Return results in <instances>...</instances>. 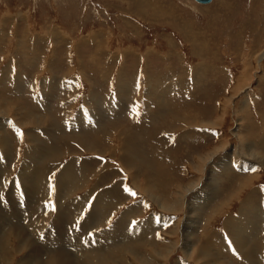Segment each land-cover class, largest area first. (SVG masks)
Segmentation results:
<instances>
[{
  "label": "rangeland",
  "instance_id": "374dc122",
  "mask_svg": "<svg viewBox=\"0 0 264 264\" xmlns=\"http://www.w3.org/2000/svg\"><path fill=\"white\" fill-rule=\"evenodd\" d=\"M141 1L0 0V208L10 207L12 195L19 202L26 198L22 218L5 223V230L37 224L23 237L22 252L12 235L0 264H22L33 243L41 247L48 236L49 251L83 253L77 239L68 244L53 230L79 238L100 197L109 203L116 197L113 209L102 211L105 218L98 223L104 225L86 237L108 232L117 222L131 231L153 227L144 240L156 237L135 247L133 257L107 264H264V164L256 163L264 156V0H213L208 6ZM26 113L39 116L38 123L21 121ZM40 113L49 117L43 124ZM80 116L101 128L102 146L92 147L94 153L65 151L94 135L89 127L74 131ZM49 134L65 154L56 163L43 157L39 168L27 164L39 139ZM124 144L142 149V162L154 165L153 173L146 174L145 166L129 169ZM84 165L91 178L82 181ZM250 165L254 169H244ZM25 166L39 169L50 183L48 192H27ZM68 166L80 176L81 188L60 194L57 181ZM216 182L219 189L211 196ZM146 183L168 193L171 211L162 210ZM46 193L38 213L32 200ZM67 209L71 224H58L57 214ZM51 253L42 255L44 262Z\"/></svg>",
  "mask_w": 264,
  "mask_h": 264
},
{
  "label": "bare ground",
  "instance_id": "6f19581e",
  "mask_svg": "<svg viewBox=\"0 0 264 264\" xmlns=\"http://www.w3.org/2000/svg\"><path fill=\"white\" fill-rule=\"evenodd\" d=\"M141 1V0H140ZM196 1V0H195ZM213 1V0H212ZM142 2V1H141ZM196 3H199L203 6H208L210 3L208 4H203V3H200L198 1H196ZM212 3V2H211ZM140 5V4H139ZM138 5V6H139ZM143 6V5H142ZM156 8V7H155ZM140 9V7H139ZM53 32V31H52ZM187 38V37H186ZM191 40V39H190ZM193 40V39H192ZM191 40V41H192ZM73 73V72H72ZM71 73V74H72ZM66 77V76H65ZM177 78V77H176ZM18 82V81H17ZM61 86V85H60ZM25 88V87H24ZM27 88V87H26ZM51 88V87H50ZM59 89V88H58ZM21 90V89H20ZM58 91V90H57ZM123 91V90H122ZM125 93V92H124ZM58 94V93H57ZM168 94V93H167ZM7 95V93H6ZM9 96V95H8ZM8 96L6 97V99L8 98ZM20 97V96H19ZM118 97V96H117ZM44 98V97H43ZM47 98V97H46ZM51 98V97H50ZM119 98V97H118ZM2 99V97H1ZM6 99H2L3 101H6ZM16 99V98H15ZM9 100V99H8ZM44 100V99H43ZM90 100H93L90 98ZM105 100V99H104ZM47 101V100H46ZM101 101V100H100ZM19 102V101H17ZM44 102V101H43ZM48 102V101H47ZM46 102V103H47ZM66 103V102H65ZM113 103V102H112ZM14 105V104H12ZM105 105V104H104ZM15 106V105H14ZM13 106V107H14ZM50 106V105H49ZM12 107V106H11ZM18 107V106H17ZM31 107V106H30ZM105 107V106H104ZM1 108V107H0ZM26 108V107H25ZM32 108V107H31ZM108 108V107H107ZM22 109V108H21ZM36 110V108H35ZM110 110V109H109ZM28 111V109H27ZM34 111V110H32ZM38 111H39V108H38ZM45 111V110H44ZM58 111V110H57ZM105 111V110H104ZM225 111V110H224ZM97 112V111H95ZM44 113V112H43ZM99 113V112H98ZM4 114V113H3ZM41 114V113H40ZM39 114V115H40ZM67 114V113H66ZM15 115V114H14ZM13 115V116H14ZM45 115V114H44ZM81 115V114H80ZM115 115V114H114ZM224 115V114H223ZM222 115V116H223ZM21 116V115H20ZM42 118L40 117V121L45 123V121H47V117L48 116H43L41 114ZM82 116V115H81ZM80 116V117H81ZM38 117L37 115L35 114H32V113H26L25 116H23V118L21 119V121H25V122H34L35 123H38ZM79 117V118H80ZM14 118V117H13ZM19 118V117H17ZM49 118V117H48ZM82 118V117H81ZM80 118V119H81ZM223 118V117H222ZM8 120V119H6ZM56 120V119H55ZM59 120V119H58ZM98 120V119H97ZM20 121V122H21ZM54 121V120H52ZM66 121V120H65ZM76 124L77 125H80V126H77V130H74V131H80L82 130L83 128L85 127H89L87 130H90L89 132L93 133L94 132V135H92V137H88L85 145L83 144H78L77 143H73L70 145L69 149L68 150H65L63 149L60 145H58L59 141H54L53 140V135L51 136L50 134V137H52V140L51 138L47 137L46 139H39V147L36 148V149H33V155L34 157L36 158V160L34 159L33 155V159L29 156V159H26V163L29 164V163H33L36 168H39V165L40 163L42 162V158L44 157L46 160H49V161H52L54 163H56V161L60 160L59 157L63 154H65V151L67 153H71L75 152L77 153V149L78 150H81V151H85V152H88L90 151L89 153H94V148H100L101 146L99 144L100 141H101V133H100V126H98L97 129H95V124H93L92 122H90L89 120L86 122L85 120L83 121V118H82V121L78 119L75 120ZM4 122V121H3ZM24 122V123H25ZM8 123V122H7ZM103 123V121H102ZM4 124V123H3ZM2 124V129L5 128ZM10 124V123H9ZM18 124V123H17ZM40 124V122H39ZM99 124V123H98ZM112 124V123H111ZM56 125V124H55ZM53 125V127L55 126ZM17 127V125H16ZM56 127V126H55ZM157 127V126H155ZM159 127V126H158ZM65 129V127H64ZM148 129V127H147ZM158 129V128H157ZM86 130V131H87ZM147 131V130H145ZM52 132V131H51ZM73 133V132H71ZM84 133V132H83ZM86 133V132H85ZM102 133H106L105 132V129H103V132ZM54 134V133H53ZM75 136H79L76 132H74ZM64 136V135H63ZM86 136V135H85ZM57 137V136H56ZM63 138V141L64 142L67 138ZM77 139V138H76ZM117 140V139H116ZM79 141V140H78ZM77 142V141H76ZM143 142V141H142ZM8 141L6 139V136H3V139L1 140V148L4 149L3 152H5V154L7 155L8 153ZM33 143V142H32ZM84 143V141H83ZM18 145V144H17ZM62 145V144H61ZM112 145V144H111ZM133 145V144H131ZM18 147V146H17ZM30 147V145H29ZM32 147V146H31ZM34 147H37L36 144L34 145ZM80 147V148H79ZM19 148V147H18ZM75 149V150H74ZM85 149V150H84ZM18 150V149H17ZM65 150V151H63ZM70 150V151H69ZM11 151V150H10ZM144 151V150H143ZM251 147H247L246 148V153L250 156H252L253 158H256L257 157V153H253L251 152ZM30 152V151H29ZM84 152V153H85ZM78 153H83V152H78ZM32 154V153H30ZM29 154V155H30ZM5 155V156H6ZM128 159L129 161V166L128 168L129 169H133L134 167H138L139 169H141L142 166H145L143 169L146 168V170H144V172L146 174H149V173H153L152 169H154V165H153V168L151 167V165H147L144 164L142 161H144V159L147 157L143 152H142V149L140 148H137V145L131 147V148H127V146L124 144V152H123V155ZM3 156V155H2ZM7 157V156H6ZM216 157V156H215ZM260 157H261V153H260ZM26 158V157H25ZM125 159V158H124ZM146 161V160H145ZM253 161V160H252ZM264 164V156L261 157L256 163L257 164ZM3 163V162H1ZM5 163V162H4ZM82 163V162H81ZM254 163V162H253ZM255 163V164H256ZM8 164V163H6ZM5 165V164H4ZM75 165L77 166V164H73V166L75 167ZM140 165V166H138ZM8 167V165H5ZM50 166V165H49ZM70 166V165H69ZM69 166L65 169L62 170V172L60 173V176H59V180L57 181L59 186L60 187H57L56 188V191L60 192V194L64 193L65 191H69V193H74L76 192L77 189H80L81 185H79L81 183V180L83 181V179L87 178L89 176V178H91V175H90V171L88 170V173L86 174V171H87V168L86 166L84 165L82 167V171H81V174L80 176L82 175L81 177V180L80 179V176L77 175V173L74 171V167H70ZM6 167V168H7ZM32 167V166H31ZM5 168V169H6ZM29 167L28 166H25L23 171L21 172V176L23 178V184L25 183V189H28V193L30 194H35L39 191H42V189L40 188H43V191H47L48 192V189L47 186H49V181H47V184H46V179L44 176H42L41 172L39 173V169H37V171H34V170H31L30 168L28 169ZM46 168V167H45ZM147 168L149 169V172L147 170ZM264 168V167H263ZM35 169V167H34ZM80 169V168H79ZM244 169L250 171L252 169H254V167L252 165L250 166H244ZM2 170V167L0 168V171ZM86 170L84 173L83 171ZM197 171V170H196ZM90 172V173H89ZM142 172V170H141ZM93 173V172H92ZM49 174V173H48ZM79 174V173H78ZM94 175V174H92ZM102 175V174H101ZM96 177V175H95ZM6 178V177H5ZM19 178V177H18ZM104 178V177H103ZM20 179V178H19ZM6 181V180H5ZM85 181V180H84ZM135 181V180H134ZM133 181V182H134ZM22 182V181H20ZM148 182V181H147ZM56 185V184H54ZM147 185V188L149 189V193L151 194V196L153 198H155L157 200V203L160 205V207L162 208V210H165V211H171V207L166 205V197H168V193L166 191H164L163 188H160L158 186H154V187H149L148 184L146 183ZM120 186V185H119ZM80 187V188H79ZM121 187V186H120ZM135 187L137 189H140L139 188V185L135 183ZM187 187V186H186ZM191 187V186H190ZM214 189H211L208 191V194H210L211 196H214V192L218 191L217 190V182L214 184ZM18 187H16L17 189ZM86 188V187H85ZM185 188V187H184ZM40 189V190H39ZM179 189H182V188H179ZM219 189V188H218ZM182 191V190H181ZM180 191V192H181ZM185 191V190H184ZM186 192V191H185ZM184 192V193H185ZM89 193L91 194V192L89 191ZM68 194V193H66ZM182 194V193H181ZM88 195V194H87ZM184 195V194H183ZM207 195V194H206ZM92 196V195H90ZM178 196V195H177ZM47 197V193L46 194H43L39 197V200L37 201H33L32 200V207L35 206V204H37V208H38V213H42V210L44 209L43 208V202H44V199H42ZM66 197V196H65ZM148 197V195H147ZM89 198V197H88ZM115 198L116 197H113V200H112V203H109L108 201H106L105 199L103 198H98L95 203L93 204V210L90 212V214L88 215L87 214V218L86 220L84 221V224L82 226V230L79 231V238L73 236L72 235H69L67 236L66 235V232L64 230H59V228H55L54 231V235H61L62 238H64L65 240H67V243L68 244H71V240L72 238H75L77 239V241L79 242V244H81V250L83 251V253L81 252H77L75 253V257H72L70 256L67 252H65L64 250H59L58 252L57 251H49V247H51L50 244H52V240L50 239V236H48L47 240L48 242L45 243V244H42V246L40 247L39 245H37L36 243H33V245L30 247V249L27 251V257L26 256V260H24L22 262V264H80L81 262L83 264H101L103 262V264H107V263H110L111 261H113L115 258H120L122 259L123 258V255L125 254H130L132 256L131 253H134L136 251H134L135 247L139 248V247H146L147 244H149L150 242L149 241H152V242H155L154 238H156L155 236H153L152 238L148 239V241L146 242L144 240V238L149 234V233H152V228H142V227H137L135 229H133L132 231L128 229V227L126 225L128 224H121L120 222H117L114 227L110 230V231H106L105 233H101V232H96L95 234H93L90 238L86 237V235H88L90 233V231H92L94 228L97 229V227H99L100 225H104V223H98L99 220H101L102 218H105V215L104 213L102 212L104 209L110 207V211L113 209V202H115ZM210 198V197H209ZM86 199V198H85ZM177 199V198H175ZM170 200V199H169ZM208 199H206L207 201ZM26 201V198L24 200H22L21 202H19V199L16 197V196H11L10 198V207L6 208V209H3V208H0V253H2L6 248L9 247V243L11 242H14L13 241V234L16 235V238L18 241V244H19V248H16L18 250V252H22L23 250L26 249V246L25 245L27 242L26 241H23V237H25L26 235H28V229H33V226L37 225L36 223H33V224H29L28 226H23V227H14L12 229H10L9 232H7L5 230V226L6 224H8L7 226H9V224L11 223L12 220H19L22 218V212L20 210V208L22 207V205L24 204V202ZM177 202H179L178 200H176ZM175 201V202H176ZM81 202V201H80ZM88 202V200H87ZM156 202V201H155ZM174 202V201H173ZM174 202V203H175ZM176 202V203H177ZM83 203V202H81ZM206 203V202H205ZM224 203V202H223ZM77 204V203H76ZM108 204V205H107ZM82 206L80 203L78 204V207ZM173 205V204H172ZM197 205V204H196ZM227 205V204H226ZM85 206V205H84ZM202 207V206H201ZM71 208V207H70ZM74 208V207H73ZM137 207L135 208H131L133 209L134 211H129V213L131 214H136L137 213ZM208 208V207H207ZM81 209H83V207H81ZM194 209V208H193ZM75 210V209H74ZM177 210V209H176ZM202 210V209H200ZM191 211V210H190ZM198 211V210H197ZM128 212V211H127ZM200 212V211H199ZM126 213V212H125ZM128 213V214H129ZM126 216H127V213H126ZM71 218H73V213L71 212L70 209H67V210H64V211H59V213L57 214V218H56V221L58 224L60 225H63L64 223L65 224H68L70 225V220ZM107 218V217H106ZM250 218V216H249ZM263 218V217H262ZM58 219L60 222H58ZM132 219V217H126L125 218V221L126 223L130 222V220ZM134 219V218H133ZM123 221V220H122ZM133 221V220H132ZM250 221H251V218H250ZM23 222V220H21V223ZM4 224L3 227H1V224ZM6 223V224H5ZM35 224V225H34ZM32 225V227H31ZM239 225V224H238ZM237 225V226H238ZM252 225V228L249 229L250 232H249V235H251L252 237V234L253 232L256 230V224H251ZM240 227V226H238ZM231 228V227H230ZM241 228H244V227H241ZM56 229H58L56 231ZM191 231V230H190ZM34 232V231H33ZM39 232V231H38ZM191 233V232H190ZM193 233V232H192ZM30 234V233H29ZM75 234V233H74ZM257 236V235H256ZM255 236V238H256ZM30 238V237H29ZM58 238V237H57ZM54 237V240L56 241V243L58 242V239ZM236 238V237H235ZM16 240V239H15ZM31 240V239H30ZM144 240V241H143ZM32 243V241H31ZM74 243V242H73ZM242 242H239V244H241ZM17 244V245H18ZM151 244V243H150ZM149 244V245H150ZM55 245V244H54ZM148 245V246H149ZM75 246V245H74ZM249 242L247 243L246 245V248H248L249 250L251 249L249 247ZM11 247V246H10ZM159 247V246H158ZM190 247V246H189ZM254 247V246H253ZM13 248V247H11ZM37 248V251H33V249ZM95 248H98V249H95ZM136 248V249H137ZM241 248V247H240ZM95 249V250H94ZM158 249V248H157ZM245 249V248H244ZM80 250V249H79ZM91 250L93 251H97V253H91V254H88V251L91 252ZM194 250V249H193ZM50 254V252H54L53 254L51 253V255L48 254V256L46 255V259L47 261H50L49 263L47 262H44V257H42L43 254H46L48 253ZM56 252V253H55ZM9 253V252H7ZM73 255V254H72ZM74 256V255H73ZM127 256V255H126ZM137 256V255H136ZM14 257V256H13ZM31 257V258H30ZM122 257V258H121ZM133 257V256H132ZM140 257V256H138ZM137 257V259H138ZM144 257V256H142ZM34 258V259H33ZM37 258V259H36ZM127 258V257H126ZM129 258V256H128ZM127 258V259H128ZM14 259V258H13ZM148 259V258H147ZM35 260V261H33ZM82 260V261H81ZM126 260V259H125ZM141 260V259H140ZM165 260V259H164ZM120 261V260H118ZM139 261V260H138ZM251 261V260H250ZM116 262V261H115ZM113 261V263H115ZM125 262V261H124Z\"/></svg>",
  "mask_w": 264,
  "mask_h": 264
},
{
  "label": "water",
  "instance_id": "95a60500",
  "mask_svg": "<svg viewBox=\"0 0 264 264\" xmlns=\"http://www.w3.org/2000/svg\"><path fill=\"white\" fill-rule=\"evenodd\" d=\"M196 1L203 3V4H208L212 2V0H196Z\"/></svg>",
  "mask_w": 264,
  "mask_h": 264
}]
</instances>
